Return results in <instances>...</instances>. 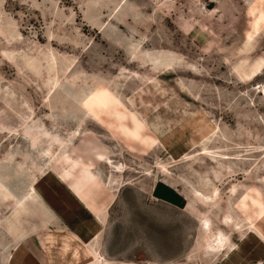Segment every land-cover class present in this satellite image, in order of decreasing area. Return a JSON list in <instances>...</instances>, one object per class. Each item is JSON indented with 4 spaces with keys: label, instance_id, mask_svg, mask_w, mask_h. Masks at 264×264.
Here are the masks:
<instances>
[{
    "label": "rangeland",
    "instance_id": "obj_1",
    "mask_svg": "<svg viewBox=\"0 0 264 264\" xmlns=\"http://www.w3.org/2000/svg\"><path fill=\"white\" fill-rule=\"evenodd\" d=\"M21 241L264 264V0H0L1 264Z\"/></svg>",
    "mask_w": 264,
    "mask_h": 264
},
{
    "label": "crops",
    "instance_id": "obj_2",
    "mask_svg": "<svg viewBox=\"0 0 264 264\" xmlns=\"http://www.w3.org/2000/svg\"><path fill=\"white\" fill-rule=\"evenodd\" d=\"M78 197L81 199V201L84 202V200L82 199V197L80 195H78ZM85 205H86V203H85ZM51 218L54 219L53 217H51ZM51 221H57V220L54 219V220H51ZM59 224H63L64 227H65V224L64 223L56 222V224L54 226H56L57 228H55V229H58L59 228L58 227ZM38 227H39V225H38ZM49 229L50 228H44V227L43 228H40L39 227V229H37L35 233H33V234L30 235V237L33 236V235H36L37 233L39 234L40 232H41V234H43L46 230H49ZM65 229H67V228H65ZM69 230H71V229H69ZM59 232H61V231H59ZM28 237H26V238H28ZM22 241H24V240H22ZM22 241L20 242L21 244L23 243ZM80 241H82V240L80 239ZM23 244L26 246L28 252L31 254V262H30V264H49L48 261L43 258V255L40 252L41 250H44L40 244H39L40 247L38 245H36L35 243H32V242H25ZM73 253L74 252L72 251V254L71 255H73L74 258H75V255ZM0 264H1V260H0Z\"/></svg>",
    "mask_w": 264,
    "mask_h": 264
},
{
    "label": "trees",
    "instance_id": "obj_3",
    "mask_svg": "<svg viewBox=\"0 0 264 264\" xmlns=\"http://www.w3.org/2000/svg\"><path fill=\"white\" fill-rule=\"evenodd\" d=\"M154 192H155V195H156V196H159V197H162V198L169 199V198H167V197L164 196V195L158 194V193L156 192V189L154 190Z\"/></svg>",
    "mask_w": 264,
    "mask_h": 264
},
{
    "label": "snow or ice",
    "instance_id": "obj_4",
    "mask_svg": "<svg viewBox=\"0 0 264 264\" xmlns=\"http://www.w3.org/2000/svg\"><path fill=\"white\" fill-rule=\"evenodd\" d=\"M85 107H87V104H85ZM102 159V158H101Z\"/></svg>",
    "mask_w": 264,
    "mask_h": 264
},
{
    "label": "bare ground",
    "instance_id": "obj_5",
    "mask_svg": "<svg viewBox=\"0 0 264 264\" xmlns=\"http://www.w3.org/2000/svg\"><path fill=\"white\" fill-rule=\"evenodd\" d=\"M207 198V197H206ZM213 200V199H212ZM211 202V201H210Z\"/></svg>",
    "mask_w": 264,
    "mask_h": 264
}]
</instances>
